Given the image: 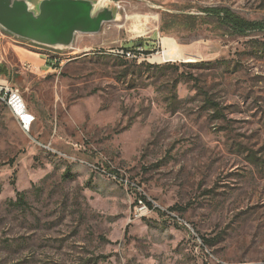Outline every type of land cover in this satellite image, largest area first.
Instances as JSON below:
<instances>
[{
    "label": "rangeland",
    "instance_id": "374dc122",
    "mask_svg": "<svg viewBox=\"0 0 264 264\" xmlns=\"http://www.w3.org/2000/svg\"><path fill=\"white\" fill-rule=\"evenodd\" d=\"M92 1L71 48L0 37V264H264V31L208 15L264 0Z\"/></svg>",
    "mask_w": 264,
    "mask_h": 264
},
{
    "label": "water",
    "instance_id": "95a60500",
    "mask_svg": "<svg viewBox=\"0 0 264 264\" xmlns=\"http://www.w3.org/2000/svg\"><path fill=\"white\" fill-rule=\"evenodd\" d=\"M116 16L92 0H0V28L49 48H71L78 34H98Z\"/></svg>",
    "mask_w": 264,
    "mask_h": 264
},
{
    "label": "built area",
    "instance_id": "2783aa9c",
    "mask_svg": "<svg viewBox=\"0 0 264 264\" xmlns=\"http://www.w3.org/2000/svg\"><path fill=\"white\" fill-rule=\"evenodd\" d=\"M5 31L0 28V37H3ZM140 52V48H134L133 51H121L120 54L127 57H136V52ZM142 52V51H141ZM0 100H4L6 106L10 109L15 119L20 123L22 129L25 132H29L33 123L35 122V117L29 112L27 106L25 105L20 91L11 86L10 83H0Z\"/></svg>",
    "mask_w": 264,
    "mask_h": 264
},
{
    "label": "trees",
    "instance_id": "16d2710c",
    "mask_svg": "<svg viewBox=\"0 0 264 264\" xmlns=\"http://www.w3.org/2000/svg\"><path fill=\"white\" fill-rule=\"evenodd\" d=\"M208 13L210 17L216 18L221 26L227 27L236 35L243 36L248 34L249 32L264 31V23L250 22L238 16L237 14L233 13L229 9L213 8ZM0 75L5 78H10L11 71L7 67L2 65V67L0 68ZM17 196H18V202L20 204L24 203V195L20 192H17ZM149 206L152 207L151 205ZM171 210L174 211L175 209H171ZM103 260L106 259L103 258Z\"/></svg>",
    "mask_w": 264,
    "mask_h": 264
},
{
    "label": "crops",
    "instance_id": "0c3cea01",
    "mask_svg": "<svg viewBox=\"0 0 264 264\" xmlns=\"http://www.w3.org/2000/svg\"><path fill=\"white\" fill-rule=\"evenodd\" d=\"M25 58L27 59V61H29V62H31V61H41V57L40 56H38V57H36V55L35 54H27V55H25ZM20 74V73H19ZM13 76V75H12ZM12 79V78H11Z\"/></svg>",
    "mask_w": 264,
    "mask_h": 264
},
{
    "label": "bare ground",
    "instance_id": "6f19581e",
    "mask_svg": "<svg viewBox=\"0 0 264 264\" xmlns=\"http://www.w3.org/2000/svg\"><path fill=\"white\" fill-rule=\"evenodd\" d=\"M168 53H169V51H168ZM165 54V56H168L169 58H171V55L169 56V54ZM175 53V52H174ZM171 54V53H170ZM3 102H4V100H2Z\"/></svg>",
    "mask_w": 264,
    "mask_h": 264
}]
</instances>
